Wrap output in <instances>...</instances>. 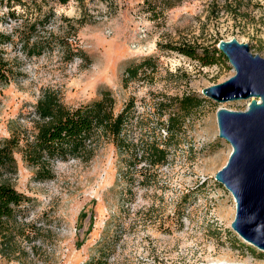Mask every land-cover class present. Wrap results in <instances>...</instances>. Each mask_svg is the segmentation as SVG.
<instances>
[{"label":"rangeland","instance_id":"374dc122","mask_svg":"<svg viewBox=\"0 0 264 264\" xmlns=\"http://www.w3.org/2000/svg\"><path fill=\"white\" fill-rule=\"evenodd\" d=\"M0 34L10 38L0 48L13 74L0 88V141L35 133V106L48 90L68 107L110 90L115 114L133 98L140 134L167 147L150 186L144 171L139 186L119 177L111 144L90 159L57 161L42 181L15 151L16 174L1 171L0 180L30 198L20 230L29 238L0 264H86L104 242L111 251L99 264H202L210 249L212 258L230 251L235 263L264 264V251L232 230L235 202L214 178L232 150L218 135L216 112L244 111L249 99L220 103L202 94L234 75L221 52L203 66L172 49L201 53L234 38L264 58V0H0ZM25 41L41 42L44 52L27 56ZM79 51L87 59L73 55ZM144 60L152 69L124 86V71ZM184 96L199 105L179 115L168 139L164 125ZM210 119L215 132L207 136Z\"/></svg>","mask_w":264,"mask_h":264},{"label":"trees","instance_id":"16d2710c","mask_svg":"<svg viewBox=\"0 0 264 264\" xmlns=\"http://www.w3.org/2000/svg\"><path fill=\"white\" fill-rule=\"evenodd\" d=\"M69 1L58 0L62 5ZM5 42H10V38L0 34V45ZM23 45L27 56H39L44 52L43 44L39 41H34L30 46L29 42L25 41ZM172 49L203 66L213 64L214 55L221 56L216 48L210 51L202 50L201 53L189 47ZM73 55L86 58L80 51ZM149 62L151 60H144L129 66L123 74V85L127 86L131 81L138 80L144 69H152ZM12 76L0 48V88L5 86ZM99 94L98 99L89 103L68 107L61 102L57 93L49 90L44 92L35 106L34 113L38 118L35 133L29 138L21 137L20 132L13 133L10 138L0 141V172L16 174L14 152L19 151L22 161L34 170L37 180L50 179L53 177V164L57 161L90 159L95 151L106 143L114 148L116 169L123 181L130 180L132 185L137 182L139 186L140 173L144 171L145 180L142 183L150 186L156 169L167 159L166 145L159 144L154 137L147 140L140 134V120L133 98L115 114V99L111 91L102 90ZM198 102L191 96L178 100V112L169 113L164 125L168 139L173 138L180 129L179 115L189 114V111L199 105ZM168 139H165V142ZM141 162H145L142 167ZM29 202L30 198L18 192L8 180H0V255L10 256L18 253L21 239L29 238L20 231L24 226ZM106 245L107 242H104V247L100 244L98 258H93L86 264L101 263L106 253L111 251V247Z\"/></svg>","mask_w":264,"mask_h":264},{"label":"water","instance_id":"95a60500","mask_svg":"<svg viewBox=\"0 0 264 264\" xmlns=\"http://www.w3.org/2000/svg\"><path fill=\"white\" fill-rule=\"evenodd\" d=\"M216 49L234 75L202 89V94L220 103L248 99L249 103L244 111L216 112L218 135L232 150L214 178L234 199L232 230L264 251V58L234 38L219 41Z\"/></svg>","mask_w":264,"mask_h":264},{"label":"bare ground","instance_id":"6f19581e","mask_svg":"<svg viewBox=\"0 0 264 264\" xmlns=\"http://www.w3.org/2000/svg\"><path fill=\"white\" fill-rule=\"evenodd\" d=\"M203 131L206 133L207 136L214 134L215 125L212 119L208 121ZM225 217L228 221L229 218L231 217V212L225 213ZM209 252L214 253L215 251L213 249H210ZM210 253L207 254V256L204 259L205 263H202V264H251L250 261L248 260H245L242 263H235L234 260L232 259L234 258L233 257L234 254L231 253L230 251L220 252L215 258H212Z\"/></svg>","mask_w":264,"mask_h":264}]
</instances>
